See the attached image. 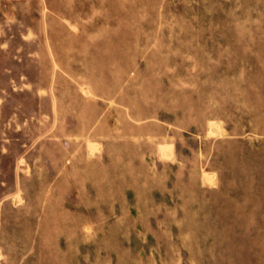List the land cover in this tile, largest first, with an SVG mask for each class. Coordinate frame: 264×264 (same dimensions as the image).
<instances>
[{
  "label": "rangeland",
  "instance_id": "obj_1",
  "mask_svg": "<svg viewBox=\"0 0 264 264\" xmlns=\"http://www.w3.org/2000/svg\"><path fill=\"white\" fill-rule=\"evenodd\" d=\"M0 264H264V0H0Z\"/></svg>",
  "mask_w": 264,
  "mask_h": 264
},
{
  "label": "bare ground",
  "instance_id": "obj_2",
  "mask_svg": "<svg viewBox=\"0 0 264 264\" xmlns=\"http://www.w3.org/2000/svg\"><path fill=\"white\" fill-rule=\"evenodd\" d=\"M213 181V180H212Z\"/></svg>",
  "mask_w": 264,
  "mask_h": 264
}]
</instances>
